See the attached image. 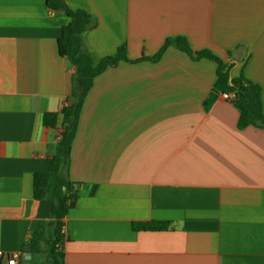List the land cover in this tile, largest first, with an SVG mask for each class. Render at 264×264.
I'll return each mask as SVG.
<instances>
[{"label":"crops","instance_id":"0c3cea01","mask_svg":"<svg viewBox=\"0 0 264 264\" xmlns=\"http://www.w3.org/2000/svg\"><path fill=\"white\" fill-rule=\"evenodd\" d=\"M65 2L95 19L84 34L95 60L122 45L138 60L184 36L230 63V78L258 84L264 113V0ZM68 22L45 0H0V264L13 254L22 264L23 244L53 223L33 176L48 171L63 132ZM215 81V63L173 47L95 78L71 147L80 186L63 219L64 264H264V130L238 129L236 107L210 97ZM46 113L58 114L52 128ZM157 222L167 228L137 229Z\"/></svg>","mask_w":264,"mask_h":264},{"label":"trees","instance_id":"16d2710c","mask_svg":"<svg viewBox=\"0 0 264 264\" xmlns=\"http://www.w3.org/2000/svg\"><path fill=\"white\" fill-rule=\"evenodd\" d=\"M51 11L64 12L69 22L61 30L60 48L66 62L69 75L70 90L67 106L62 110L63 132L53 154L48 160V171L36 173L33 176V197L36 200H49L52 203L50 220L39 223L37 229L21 248V263L26 253L43 255L44 264H64V247L67 238L64 232L63 219L74 208L79 195L80 183L72 181L69 175L71 164V147L76 135L79 116L83 102L92 88L94 80L108 67L121 61L137 63L141 61L158 62L165 51L173 47L187 54L191 60H209L216 64V81L210 97H217L220 92L233 94L232 104L239 112L237 127L240 130L249 126L264 130V113L261 103V88L258 84L247 79L243 74L230 78L231 64L224 62L209 50L193 51L184 36L166 38L160 49L152 56L138 60H129L126 55V46L122 45L115 54L95 60L84 43V34L96 25L95 19L86 11L69 8L65 0H45ZM73 68V73L69 70ZM58 114L46 113L43 122L52 128L57 122ZM135 227V225H134ZM167 223H144L138 230H163Z\"/></svg>","mask_w":264,"mask_h":264},{"label":"built area","instance_id":"2783aa9c","mask_svg":"<svg viewBox=\"0 0 264 264\" xmlns=\"http://www.w3.org/2000/svg\"><path fill=\"white\" fill-rule=\"evenodd\" d=\"M73 71H74L73 68H71L69 70L70 73H73ZM234 99H235L234 95L227 93V92L218 93L217 98H216L217 102H219V103H228V102L232 103L234 101ZM66 106H67V104L65 103L64 107H66ZM61 134L62 133H60L58 135L59 139L61 137ZM0 257H1V254H0ZM18 257H19V254L10 255L9 258L7 259V263L8 264H18Z\"/></svg>","mask_w":264,"mask_h":264},{"label":"water","instance_id":"95a60500","mask_svg":"<svg viewBox=\"0 0 264 264\" xmlns=\"http://www.w3.org/2000/svg\"><path fill=\"white\" fill-rule=\"evenodd\" d=\"M23 264H31V253L25 254Z\"/></svg>","mask_w":264,"mask_h":264}]
</instances>
